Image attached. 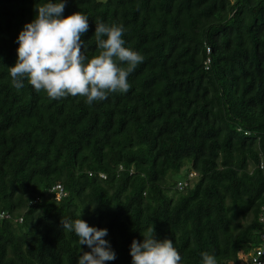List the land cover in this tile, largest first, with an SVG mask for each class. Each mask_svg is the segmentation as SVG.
Wrapping results in <instances>:
<instances>
[{
	"label": "trees",
	"instance_id": "obj_1",
	"mask_svg": "<svg viewBox=\"0 0 264 264\" xmlns=\"http://www.w3.org/2000/svg\"><path fill=\"white\" fill-rule=\"evenodd\" d=\"M46 2L0 0V264H78L91 249L64 218L107 229L105 264H132L149 226L180 264H242L264 207V0H66L64 17L89 19L88 59L96 23L123 24L144 58L126 93L91 106L12 85L19 33Z\"/></svg>",
	"mask_w": 264,
	"mask_h": 264
},
{
	"label": "clouds",
	"instance_id": "obj_2",
	"mask_svg": "<svg viewBox=\"0 0 264 264\" xmlns=\"http://www.w3.org/2000/svg\"><path fill=\"white\" fill-rule=\"evenodd\" d=\"M66 0L56 3L47 0L36 6L35 19L24 25L17 43V61L8 68L12 85L21 89L23 80L51 100L68 96L84 97L85 103L104 101L113 93H126L129 75L143 62V56L125 47L123 24H95L94 39L98 54L88 59L82 51L81 37L89 30V19L76 12L63 16ZM126 65V67L121 66ZM65 233H74L84 252L78 264H105L115 260V252L104 239L107 229L90 227L78 218L62 219ZM143 242L133 240L130 255L132 264H180L181 255L171 240H157L155 228L149 226L141 233ZM201 264H217L214 255L201 253Z\"/></svg>",
	"mask_w": 264,
	"mask_h": 264
},
{
	"label": "built area",
	"instance_id": "obj_3",
	"mask_svg": "<svg viewBox=\"0 0 264 264\" xmlns=\"http://www.w3.org/2000/svg\"><path fill=\"white\" fill-rule=\"evenodd\" d=\"M206 64H208V61ZM89 176L91 175L89 174ZM99 177L104 179L103 175H100ZM193 177V173L188 175L189 179ZM183 186H185V184L178 183L177 189L182 190ZM51 192L57 201L66 196L65 191L60 184L55 185L51 189ZM261 212L262 213L259 215V223L262 224V228L258 231L260 244H258L257 247H252L250 250L240 253L239 260L242 262V264H264V207L261 209ZM1 217H3V215H1L0 218Z\"/></svg>",
	"mask_w": 264,
	"mask_h": 264
},
{
	"label": "rangeland",
	"instance_id": "obj_4",
	"mask_svg": "<svg viewBox=\"0 0 264 264\" xmlns=\"http://www.w3.org/2000/svg\"><path fill=\"white\" fill-rule=\"evenodd\" d=\"M98 1L104 2L105 0H98ZM187 172H188L187 169H182L179 174L171 177L170 182H177V181L185 180ZM193 185H194V183L192 182L191 188L193 187Z\"/></svg>",
	"mask_w": 264,
	"mask_h": 264
}]
</instances>
